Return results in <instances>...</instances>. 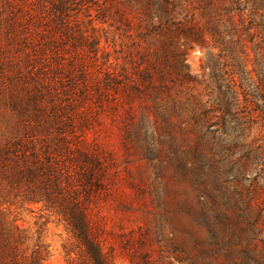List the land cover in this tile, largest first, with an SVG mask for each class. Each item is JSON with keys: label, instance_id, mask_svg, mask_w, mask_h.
I'll return each mask as SVG.
<instances>
[{"label": "rangeland", "instance_id": "rangeland-1", "mask_svg": "<svg viewBox=\"0 0 264 264\" xmlns=\"http://www.w3.org/2000/svg\"><path fill=\"white\" fill-rule=\"evenodd\" d=\"M18 140L56 150L117 264H264V0H0ZM0 210L44 264L80 261L55 210Z\"/></svg>", "mask_w": 264, "mask_h": 264}, {"label": "trees", "instance_id": "trees-1", "mask_svg": "<svg viewBox=\"0 0 264 264\" xmlns=\"http://www.w3.org/2000/svg\"><path fill=\"white\" fill-rule=\"evenodd\" d=\"M54 152L47 144L38 149L32 140L31 144L7 142L0 150V192L14 193L15 199L28 204L43 203L64 217L83 248L80 261L71 264H117L93 235L87 208L76 188L79 185L71 182V175L58 164ZM48 256L40 238L32 244L24 229L0 217V264H44Z\"/></svg>", "mask_w": 264, "mask_h": 264}]
</instances>
